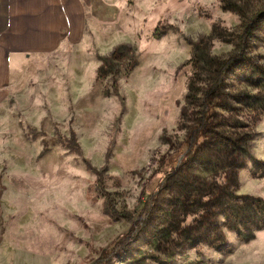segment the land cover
I'll return each instance as SVG.
<instances>
[{"label": "rangeland", "instance_id": "374dc122", "mask_svg": "<svg viewBox=\"0 0 264 264\" xmlns=\"http://www.w3.org/2000/svg\"><path fill=\"white\" fill-rule=\"evenodd\" d=\"M262 11L264 0H94L76 40L17 53L8 69L3 53L0 264H264L263 16L224 80L227 106L215 108L220 134L249 152L215 227L198 233L209 194L184 205L177 173L164 181L187 152L194 44L206 38L205 52L233 57ZM206 153L211 161L197 156L188 169L215 189L232 166ZM237 206L245 214L234 219ZM136 223L142 230L122 243Z\"/></svg>", "mask_w": 264, "mask_h": 264}, {"label": "trees", "instance_id": "16d2710c", "mask_svg": "<svg viewBox=\"0 0 264 264\" xmlns=\"http://www.w3.org/2000/svg\"><path fill=\"white\" fill-rule=\"evenodd\" d=\"M261 16L264 17V11L259 12L243 30V34L240 35V40L238 45L240 51L233 57L228 59H219L209 53L205 52L207 49V39L199 40L194 44V53L189 62L193 64V72L190 82H189V93L187 95V103L182 108L181 118L186 119L190 122V125L187 126V152L184 158L181 160L182 164L179 167H171L168 174L164 177V181L168 179L174 173H177V186L176 192L178 195V200L184 204H189V200H192L194 196L198 195V192L205 191L209 194V199L206 201V211L203 213L200 219L201 229L195 228L194 226L189 227L188 235L191 238H197L198 231L199 234H202L203 231L208 230L210 227H215V211L218 208L217 202L226 201L228 197L229 187L231 182L229 178L233 175H236L235 167L240 164L244 159L245 152L249 154L248 149H234V143L230 138H224L216 128V107L225 108L227 106V91L225 90V78L228 72H231L235 66L240 65L245 62L247 55L245 48L247 46V39L251 34V30L255 27L256 23L260 20ZM198 78L196 77V74ZM202 75V74H204ZM203 77V78H202ZM199 80H202L200 83ZM200 84V85H199ZM202 84V85H201ZM259 96L244 94L242 99L244 102L249 104H254L257 101ZM263 97L259 98V101L263 100ZM190 105L201 106V111L194 112L189 108ZM207 151H220V155L223 156L225 160L232 166V169L228 172V180L224 181L222 186H218L215 189L213 188L212 182H203L201 178L190 173L188 169V164L197 156H201L202 160L211 161ZM217 155V153H214ZM264 169V163H261ZM163 181V182H164ZM164 183H162L156 191V196H154L153 203L156 202L157 197L160 193H163L165 189ZM175 201L177 199L176 193ZM237 197V196H236ZM239 198V197H238ZM258 202L264 206V202L260 199H257ZM228 201V200H227ZM153 205V204H152ZM233 212V218L235 219L238 216L245 214V211L242 210L241 206H237ZM150 211V210H149ZM149 213V212H148ZM232 218V219H233ZM231 220V218H230ZM233 222V221H232ZM142 230V224L136 223L135 227L131 230L130 234L121 236L122 243L129 242L132 237H135L138 231ZM216 231V230H215ZM212 235V241L219 244L223 239L217 232ZM219 242V243H218Z\"/></svg>", "mask_w": 264, "mask_h": 264}, {"label": "crops", "instance_id": "0c3cea01", "mask_svg": "<svg viewBox=\"0 0 264 264\" xmlns=\"http://www.w3.org/2000/svg\"><path fill=\"white\" fill-rule=\"evenodd\" d=\"M94 0H0V59L9 63L17 53L56 47L76 40L85 28ZM29 44L30 47H20ZM0 63V70H3Z\"/></svg>", "mask_w": 264, "mask_h": 264}]
</instances>
